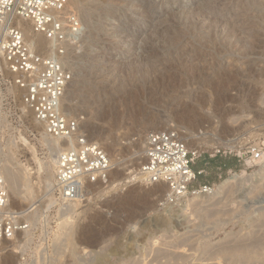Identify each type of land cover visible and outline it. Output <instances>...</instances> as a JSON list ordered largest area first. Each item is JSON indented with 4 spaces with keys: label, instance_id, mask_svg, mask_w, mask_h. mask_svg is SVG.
Returning <instances> with one entry per match:
<instances>
[{
    "label": "rangeland",
    "instance_id": "1",
    "mask_svg": "<svg viewBox=\"0 0 264 264\" xmlns=\"http://www.w3.org/2000/svg\"><path fill=\"white\" fill-rule=\"evenodd\" d=\"M104 1L102 8L93 12L91 21L83 24L85 39L69 56V66L80 82L78 88L85 89L73 101V107L69 108V102H65L69 108L65 113L79 121L86 136L91 135L88 125L95 126L103 134V138L97 137L95 141L105 146L106 137L113 140L116 152L110 153L114 161L110 176L102 183L88 185L89 195L75 199L78 203H64L59 195H45L49 190L47 172L41 166L50 164L55 153H51L44 140L47 137L44 128L23 105L21 93L0 58V161L4 160L13 169L25 168L34 191L31 199L11 203V209L23 213L22 219L31 226L4 242L0 247V264H264V102L259 101V95L264 96V84L260 83L264 80V7H260L264 0L253 6L248 0H209L213 16L207 24L226 35L235 23L237 47L219 45L218 52L177 39L176 52L170 58L152 53L155 45L158 51L165 46L162 33L166 37L167 32L161 24L167 22L165 11L188 15L190 10L204 5L202 0ZM99 2L103 1L87 3ZM245 2L250 6H245ZM161 8L162 20H155L154 13ZM152 14L156 22L149 18ZM220 19L222 22L215 24ZM90 25L99 29L87 34ZM181 26L175 28L181 30ZM158 30V39L151 40L153 32ZM2 35L1 28L0 43ZM232 36L234 43L236 37ZM48 48L43 37V44L36 50L46 54ZM137 62L152 63L155 67L157 64L156 68L163 70V74L164 70L169 73L190 65L205 68L219 64L230 69L237 66L236 70L242 74L231 86L241 91H229L228 102L213 109V113L208 108L205 113L196 114L193 119L196 124L189 119H171L156 127L158 113L175 103L150 98L146 88L135 83L137 77L129 73L128 66ZM169 82L173 83L171 78ZM104 93L107 96L101 97V106L95 110L96 106L91 104L94 97ZM169 129L178 132L182 140L190 141L191 148L199 152L196 168L208 166L211 159L233 161L223 171L216 168L221 164L217 161L191 188L197 190L202 185L215 188L234 174L239 180L220 195L210 197L204 193L173 197L166 185L150 186L139 180L137 173L145 149L142 145H146L147 137L156 130ZM229 142L235 147H228ZM256 154L261 157L254 159ZM51 196L55 203H49ZM73 203L77 206L74 209Z\"/></svg>",
    "mask_w": 264,
    "mask_h": 264
},
{
    "label": "built area",
    "instance_id": "2",
    "mask_svg": "<svg viewBox=\"0 0 264 264\" xmlns=\"http://www.w3.org/2000/svg\"><path fill=\"white\" fill-rule=\"evenodd\" d=\"M72 6V0H0L4 32L0 51L6 72L34 121L44 125L48 137L66 144L57 155L64 170L45 194L59 195L64 203L81 197L86 186L106 181L113 170L107 154L82 134L79 121L64 113L63 100L74 76L69 56L85 39V27ZM20 21L30 23L34 33L48 42L46 54L27 43ZM198 158L178 132H154L147 137L139 173L150 186L166 185L173 197L206 194L212 189L209 185L191 188L204 174L194 170ZM21 215L11 209L8 186L0 173V244L30 229Z\"/></svg>",
    "mask_w": 264,
    "mask_h": 264
},
{
    "label": "bare ground",
    "instance_id": "3",
    "mask_svg": "<svg viewBox=\"0 0 264 264\" xmlns=\"http://www.w3.org/2000/svg\"><path fill=\"white\" fill-rule=\"evenodd\" d=\"M90 0L87 1H78V0H72L73 6L72 8L77 9V11L79 12L80 18L81 20H83L82 22H84L83 24H87L88 21H91L92 19V14L93 12H95L96 10H100L103 4H105L104 0H101L103 2H99L95 5H90L89 2ZM204 5H200L197 6V8L193 11L190 10V12L188 13V15L181 16L183 13L177 14L178 12H169V11H165L166 13H164L163 9L161 8L159 11L155 12L154 14H156V19H161V13H164V16L166 15V19L167 22L165 23H161L163 26V31L166 33L167 35L165 37L164 33H162V35L164 36L163 38L165 39L163 46H161V49L158 51L156 45L154 46V49L152 48V53L154 55L157 54V56H162L161 58H170V57H174V53L176 52L175 45L177 42H175L177 39L179 40H183V41H188L191 42L193 45L198 46V47H206L207 49H210V47L212 49H214L215 51H220L219 48H221V46L218 48L217 46L222 45V46H227L230 45L232 46V48H236L237 44H238V30H235L236 28V24H232L231 26V32L224 35L221 32L212 29L211 26H209L207 23L208 21L212 20V14L213 12H211L212 8H210L209 5V0H202ZM239 2V0H236ZM245 1V0H244ZM263 1V0H262ZM117 2V1H116ZM138 2V1H137ZM177 2V1H176ZM213 2V1H212ZM211 2V3H212ZM246 2L251 3V5L253 6L254 4L258 3L259 5V1L258 0H248ZM245 2V6L246 3ZM129 3V2H128ZM132 3V2H131ZM175 4V2H173ZM201 3V2H200ZM261 3V2H260ZM118 4V3H117ZM143 4V3H142ZM180 4V3H179ZM242 3H240L241 5ZM244 4V3H243ZM263 2H262V6L260 7H264L263 6ZM133 5V4H132ZM153 5V4H152ZM151 5V7H152ZM238 5V4H237ZM248 5V4H247ZM261 5V4H260ZM128 6V5H127ZM134 6V5H133ZM243 6V5H242ZM244 6V7H245ZM250 6V4L248 5ZM251 6V7H252ZM135 7V6H134ZM150 7V8H151ZM240 7V6H239ZM255 7H257L255 5ZM253 7V8H255ZM149 8V7H148ZM149 8V9H150ZM159 8V7H158ZM181 8V7H180ZM193 8V7H192ZM191 8V9H192ZM248 8V7H247ZM189 9V8H188ZM236 9V8H235ZM245 9V8H243ZM142 10V9H141ZM151 10V9H150ZM149 10V11H150ZM182 10V9H181ZM249 10V9H248ZM254 10V9H253ZM252 10V11H253ZM146 11V9H145ZM148 11V9H147ZM148 11V12H149ZM183 11V10H182ZM251 11V10H250ZM145 13V12H144ZM249 13V12H248ZM143 14V13H142ZM149 14V13H148ZM151 14V13H150ZM154 14H152V16H149L150 19H152V21L154 19ZM252 14V13H251ZM145 15V14H143ZM163 16V17H164ZM147 17V16H146ZM162 17V18H163ZM117 17H115L116 19ZM119 18V17H118ZM143 18V17H142ZM145 18V17H144ZM165 18V17H164ZM218 18V17H217ZM223 18V17H222ZM118 20V19H117ZM146 20V19H145ZM162 20V19H161ZM148 21V20H147ZM160 21V20H159ZM215 21V20H214ZM217 21V20H216ZM151 22V21H150ZM156 22V21H155ZM221 19L219 20V22H216L215 24L221 23ZM225 22V21H224ZM154 23V22H152ZM212 23V22H211ZM156 24V23H155ZM182 25L180 29H176L175 26L176 25ZM229 24V23H228ZM231 24V23H230ZM213 25V24H212ZM226 25V24H225ZM143 26V25H142ZM157 26V25H156ZM20 27L24 32L25 38L27 40V43L31 46V48H39V46H41L43 44V36L40 35H36L32 29V26L30 23L28 22H24V21H20ZM89 27V31L87 32V34H90V32H93L97 29H99V27H95L93 25L88 26ZM154 27V25H153ZM161 27V26H160ZM213 27V26H212ZM150 28V27H149ZM159 28V27H158ZM179 28V27H177ZM217 28V27H216ZM225 28V27H224ZM230 28V27H229ZM1 29V26H0ZM142 29V28H141ZM165 29V30H164ZM218 29V28H217ZM220 29V27H219ZM226 29V28H225ZM239 29V28H238ZM103 30V29H102ZM149 30V29H148ZM157 30V28L155 29ZM176 31V33H173V31ZM161 31V32H163ZM226 32V31H225ZM234 33L235 36L230 35L231 33ZM249 32V31H248ZM150 33V32H148ZM232 33V34H233ZM241 33V32H239ZM237 34V35H236ZM4 35V32H3ZM2 35V37L4 38V36ZM154 37H152L151 40L153 39H158V35H159V30L158 31H154L153 32ZM156 35V36H155ZM235 38L234 43L231 41L232 38ZM93 37V36H92ZM240 37V36H239ZM244 37V36H243ZM150 38V37H149ZM160 38H162L160 36ZM162 38V40H163ZM88 39V38H87ZM154 40V41H155ZM246 40V39H245ZM88 41V40H87ZM142 41V40H141ZM148 41V40H146ZM159 41V40H158ZM157 41V42H158ZM252 41V40H251ZM86 42V41H85ZM156 42V43H157ZM250 42V41H249ZM233 43V44H232ZM246 43V42H245ZM144 44V43H143ZM151 44V43H150ZM189 45V44H188ZM239 45H242L239 44ZM248 45V44H247ZM253 45V44H252ZM252 45L249 44V46L251 47ZM256 45V44H254ZM147 46V45H146ZM159 47V44L157 45ZM249 47V48H250ZM254 47V46H253ZM148 48V46H147ZM150 48V47H149ZM223 48V47H222ZM231 48V49H232ZM159 49V48H158ZM247 49V48H246ZM251 51V50H250ZM249 51V53L251 54V52ZM162 52H165L164 54H162ZM179 52V51H178ZM236 53H238L237 55H239V52L235 51ZM254 52V51H252ZM151 52H149L148 54L150 55ZM147 54V56H148ZM151 54V55H153ZM162 54V55H161ZM221 54V53H220ZM248 55V53H246ZM216 55V54H215ZM254 55V54H253ZM181 56V55H180ZM221 57V55H219ZM242 56V54H241ZM246 56V55H245ZM81 57V56H80ZM146 57V56H145ZM153 57V56H151ZM177 57V56H176ZM236 57V56H235ZM233 56V59L235 58ZM248 57V56H247ZM0 58L1 57V51H0ZM216 58V57H215ZM241 58V57H240ZM250 58V56H249ZM248 58V59H249ZM238 59V57L236 58ZM246 59V58H245ZM143 60V59H142ZM147 60V59H146ZM235 60V59H234ZM234 60H232V62H234ZM161 61V60H160ZM163 61V60H162ZM172 61V60H171ZM248 62L250 60H247ZM255 61V60H253ZM252 61V62H253ZM168 62V61H167ZM176 62V61H175ZM157 63V62H155ZM235 63L237 64L236 60ZM234 63V64H235ZM239 63V62H238ZM129 64V63H128ZM166 63L164 62V65ZM171 64V63H170ZM233 64V65H234ZM235 64V65H236ZM100 65V64H99ZM111 65V64H110ZM157 67V64H155ZM159 65V64H158ZM169 65V64H168ZM245 65L246 64H242ZM251 65V64H250ZM253 65V64H252ZM251 65V67H252ZM173 66V65H172ZM241 66V65H240ZM155 66H153V64L151 63V65L149 64H144V63H134L131 64L130 67L128 66L129 69V73L133 74L134 76L137 77L138 81H135V83H140L141 85H143L146 88V92H149L148 96L150 98H158L157 100L159 102H168V103H175V105H170L168 104V106L165 107V111H163V113H158L157 116H159V120H157V123L155 124L156 127H158L159 125L165 124L166 122H168V120H191L194 122V124H196V120L195 116L196 114H202L203 112H206V109H211L210 111H212V113L214 112V110L219 109L220 106L226 104L229 100V91L231 92H237V89L234 86H231L233 81H236L237 77H241L240 75L242 74V72L237 71L236 68L238 69V67H234L232 69L227 68V66H223V65H213V64H209L207 67L205 68H196L193 65H190V67L187 66V68H181L180 70L178 69V71H173V72H169L164 70V74H163V70L161 71L160 69L156 68ZM159 67V66H158ZM160 67H163V65H160ZM168 67V66H167ZM171 67V66H170ZM233 67V66H231ZM165 68V67H164ZM163 68V69H164ZM243 68V66H242ZM151 69V70H150ZM172 69V68H171ZM176 69V67L174 68ZM241 69V68H240ZM244 69V68H243ZM250 72V71H249ZM252 72V71H251ZM90 73V72H87ZM248 73V72H247ZM77 74V73H76ZM76 74L73 76V81L71 82L70 86L67 89V92L65 94L64 100H63V109H64V113L66 110H68L69 108L73 107V101L84 91L85 88L83 89H79V83L78 80L76 81ZM97 75V74H96ZM168 75V76H167ZM244 75V73H243ZM246 75V73H245ZM244 75V76H245ZM133 76V77H134ZM171 78V82L173 81L172 84H170L169 80ZM178 77H183L184 79H180V80H176L175 78ZM260 77V76H259ZM130 78V77H129ZM75 79V80H74ZM131 79L132 76H131ZM136 79V78H135ZM134 79V80H135ZM250 78H248L249 80ZM255 80V78H252ZM259 79V78H258ZM258 79L256 81H258ZM260 80V79H259ZM131 81V80H130ZM253 81V80H252ZM262 81V79H261ZM169 82V84L167 83ZM251 82V81H250ZM254 83H257L255 81H253ZM134 83V82H133ZM252 83V82H251ZM264 84V80L263 82H260ZM259 84V83H258ZM82 85V84H80ZM87 85V84H86ZM171 85V87H170ZM241 86V85H240ZM244 86V85H243ZM261 86V84H260ZM83 87V86H80ZM87 89V88H86ZM264 89V88H263ZM240 90V89H239ZM144 91V92H145ZM241 91V90H240ZM239 91V92H240ZM263 91V90H262ZM261 91V92H262ZM238 92V93H239ZM102 94V93H101ZM244 94V93H243ZM238 95V94H237ZM236 95V97H237ZM82 96V95H81ZM102 96H107L106 93H104V95H99L96 97H94V101H92V105L96 106L95 110H97V108H99L101 106L102 100L101 97ZM147 96V95H146ZM239 96V95H238ZM260 96H263V94L259 95V101L260 103L264 102L261 101ZM84 97V96H83ZM247 97V94H246ZM246 97H244L246 99ZM264 97V96H263ZM240 98V97H239ZM89 100V99H88ZM152 100V99H151ZM156 100V99H155ZM156 100V101H157ZM90 101V100H89ZM65 102H69V108L66 106L65 107ZM82 103V102H81ZM84 103V102H83ZM91 107V106H90ZM211 107V108H210ZM92 108V107H91ZM90 108V109H91ZM94 108V107H93ZM92 108V109H93ZM74 109V108H73ZM96 112V111H95ZM70 113V112H69ZM99 113V112H98ZM168 114L167 117L164 114ZM67 116L68 114L65 113ZM163 114V115H162ZM226 115V114H225ZM96 116V115H95ZM207 116V115H206ZM70 117V115L68 116ZM226 117V116H225ZM169 118V119H168ZM227 118V117H226ZM225 118V119H226ZM236 119V118H235ZM171 120V121H172ZM233 120V119H232ZM166 121V122H165ZM171 123V122H170ZM237 123V122H236ZM40 126H42L45 130V127L43 124L37 123ZM172 124V123H171ZM223 125V124H222ZM169 126V125H168ZM80 127V126H79ZM89 131L91 133V135L86 136L81 128L80 131L82 132V134L84 136L87 137V139L90 137L91 139H88L90 142L100 146V148L107 154L108 158H109V163L111 168L114 166V161L110 156V153L116 152L115 148H116V143L112 140H110L109 138L106 137L105 141V146H103L100 141H95V139H97V137H101L103 138V134L99 132V130L95 127V126H90L88 125ZM170 130V129H169ZM157 131V130H156ZM155 131V132H156ZM154 133V132H153ZM47 136V135H46ZM101 139V138H100ZM44 140L46 141L47 145H49L50 150L52 151L51 153H55L54 156L51 157V162L50 164H45L43 166H41V170L44 172H47V188L50 189L51 187L54 186L55 182L57 181V176L58 173L61 170H64L62 167L61 162L57 159V155L59 153V151L62 150V148H64L66 146V144L59 140V139H51L50 137H45L44 136ZM95 141V142H94ZM111 141V142H110ZM145 143V141H143ZM184 142L187 144V147L189 149V151L195 155H197L199 152L196 149H192L191 148V142H187L184 140ZM143 144V143H141ZM144 145H142L143 149L145 148ZM228 147L230 148H234L235 146L232 145V143H228L227 144ZM137 148V147H136ZM49 150V151H50ZM119 150V149H118ZM109 152V153H107ZM1 153V152H0ZM6 155V154H5ZM4 156V153L2 154V157ZM5 157V156H4ZM8 161L10 155L8 156ZM11 158V157H10ZM1 159V158H0ZM143 160V159H142ZM4 160H1L0 163H2L0 165V173L1 175L5 178L7 186H8V190L9 193L11 194L10 196V205L12 202H16V201H26L31 199L34 196V191L33 188L30 184V180L28 177V171L23 168L22 166H20L18 169H13L11 167H9V165L7 163H3ZM6 161V160H5ZM42 165V164H41ZM264 166V165H263ZM29 170V169H28ZM262 171V170H261ZM44 172V173H45ZM264 172V171H263ZM46 174V173H45ZM138 174V179L141 180L142 182H144V180L142 179V177L140 176V173ZM264 174V173H263ZM258 175V174H257ZM262 176V175H261ZM254 178V177H252ZM251 178V179H252ZM261 178V177H260ZM263 178V177H262ZM239 180V177H237V174L231 176L230 178H228L225 182H223L220 186L212 188L209 192L206 193V196H216V195H220L221 193L224 192V190L226 189L227 186L229 185H233V183L235 184L237 181ZM253 180V179H252ZM252 180L250 182H252ZM258 180V179H257ZM54 181V182H53ZM242 182V181H241ZM102 183V182H101ZM262 186V184H261ZM264 187V186H263ZM89 189L90 186H87L84 191H83V195H89ZM230 189V188H229ZM228 191V190H227ZM226 193V192H225ZM203 194V193H202ZM202 194H194L196 195H202ZM208 194V195H207ZM91 195V194H90ZM227 195V194H226ZM225 196V195H224ZM212 198V197H211ZM221 198V197H220ZM55 198L53 196H51L49 198V203H55ZM78 201V200H77ZM75 201V202H77ZM220 202V201H219ZM78 203V202H77ZM197 206V204H195ZM200 205V204H199ZM198 205V206H199ZM72 208L73 207H77L76 205H74V203L71 205ZM71 206H70V210L71 211ZM202 206V205H201ZM195 207V206H194ZM200 207V206H199ZM74 209V208H73ZM23 214V213H22ZM26 214V213H25ZM28 214V213H27ZM26 217V216H25ZM27 221V220H26ZM66 224V222L64 223V225ZM4 242H6V240H4L1 244L0 247L4 246ZM12 242V241H11ZM229 248V247H228ZM231 248V247H230ZM164 253V252H163ZM159 255V254H158ZM168 255V254H167ZM170 255V254H169ZM176 255V254H175ZM174 255V256H175ZM171 256V255H170ZM173 256V257H174ZM178 256V255H177ZM165 258V257H164ZM172 258V257H171ZM182 258V257H181ZM160 259V257H159ZM163 259V258H162ZM161 259V260H162ZM167 259V258H166ZM176 259V258H175ZM164 260V259H163ZM166 264V263H165Z\"/></svg>",
    "mask_w": 264,
    "mask_h": 264
},
{
    "label": "crops",
    "instance_id": "4",
    "mask_svg": "<svg viewBox=\"0 0 264 264\" xmlns=\"http://www.w3.org/2000/svg\"><path fill=\"white\" fill-rule=\"evenodd\" d=\"M227 159H223V160H221L222 162H225ZM217 161H219V159H216V160H213V161H209V165L208 166H206V167H204V168H202V169H200V168H196L195 167V165H194V170L195 171H204L205 173L208 171V170H210L211 169V166H213ZM216 168L219 170V171H223L224 169H227L226 167H224V165L221 163L220 165H218V166H216ZM227 180V179H226ZM226 180H224L223 182H225ZM222 182V183H223ZM221 183V184H222ZM220 184V185H221ZM220 185H218V186H220ZM217 186V187H218Z\"/></svg>",
    "mask_w": 264,
    "mask_h": 264
},
{
    "label": "trees",
    "instance_id": "5",
    "mask_svg": "<svg viewBox=\"0 0 264 264\" xmlns=\"http://www.w3.org/2000/svg\"><path fill=\"white\" fill-rule=\"evenodd\" d=\"M214 159H211L210 161H213ZM219 163H222L224 165V167L228 168L230 166H232L233 161L231 160H226L225 162H222L221 160H219Z\"/></svg>",
    "mask_w": 264,
    "mask_h": 264
}]
</instances>
